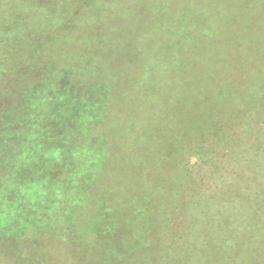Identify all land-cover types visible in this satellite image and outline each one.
I'll return each mask as SVG.
<instances>
[{"label": "rangeland", "instance_id": "374dc122", "mask_svg": "<svg viewBox=\"0 0 264 264\" xmlns=\"http://www.w3.org/2000/svg\"><path fill=\"white\" fill-rule=\"evenodd\" d=\"M63 69L109 86L56 138H105V166L73 229L0 234V264H264V0H0V110Z\"/></svg>", "mask_w": 264, "mask_h": 264}, {"label": "trees", "instance_id": "16d2710c", "mask_svg": "<svg viewBox=\"0 0 264 264\" xmlns=\"http://www.w3.org/2000/svg\"><path fill=\"white\" fill-rule=\"evenodd\" d=\"M71 76L66 69L56 72L50 83L56 80L60 85L45 82L32 88L35 93L28 102L25 95L31 89L11 105L15 111L11 106L0 110L2 236L21 238L32 230L38 238L47 231L73 229L74 209L86 204L93 172L105 166V138L93 136L67 149L62 139H56L73 130L84 138L87 128L98 126L107 113L109 86L97 82L77 90L68 84ZM172 87L171 93L177 94L180 86ZM80 176L85 178L83 183L78 181ZM47 196L49 200L44 201Z\"/></svg>", "mask_w": 264, "mask_h": 264}]
</instances>
